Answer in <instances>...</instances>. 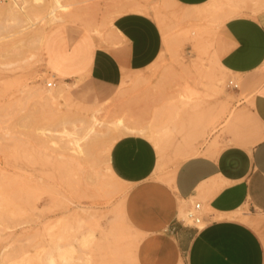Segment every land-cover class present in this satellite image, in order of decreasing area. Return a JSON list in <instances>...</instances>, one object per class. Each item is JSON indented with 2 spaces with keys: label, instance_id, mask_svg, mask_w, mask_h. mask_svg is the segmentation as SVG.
<instances>
[{
  "label": "rangeland",
  "instance_id": "1",
  "mask_svg": "<svg viewBox=\"0 0 264 264\" xmlns=\"http://www.w3.org/2000/svg\"><path fill=\"white\" fill-rule=\"evenodd\" d=\"M59 1L54 21L47 13L53 0H0V264H136L139 236L122 218L128 188L109 166L110 148L121 136H143L155 147L157 170L170 172L198 149L231 142L222 135L239 99L249 100L234 96L227 85L239 88V77L212 59V31L225 20L215 26L212 15L228 5L214 0L217 10L208 9L215 13L196 18L171 0ZM11 6L23 7L29 20L19 13L12 21ZM129 6L159 29L163 49L154 64L106 100L89 87L77 91L81 80L68 85L58 76L46 88L47 31L70 26L104 43L112 19ZM92 124L95 135L86 138ZM238 216L256 229L264 222L247 208Z\"/></svg>",
  "mask_w": 264,
  "mask_h": 264
},
{
  "label": "crops",
  "instance_id": "2",
  "mask_svg": "<svg viewBox=\"0 0 264 264\" xmlns=\"http://www.w3.org/2000/svg\"><path fill=\"white\" fill-rule=\"evenodd\" d=\"M173 1L205 5L207 15L218 8L214 0ZM223 1L229 9L214 19L224 12L229 17H220L213 58L239 77L234 96L249 100L239 99L222 135L231 142L217 151L198 149L170 172L157 170L155 147L143 136H121L109 151L113 174L128 188L121 214L139 236L136 264H264V222L256 229L238 216L245 208L264 216V0ZM162 49L156 23L129 6L112 19L104 43L70 26L51 28L42 42V67L55 83L81 80L77 91L89 87L106 100L126 78L154 64ZM194 203L206 209L200 228L180 218Z\"/></svg>",
  "mask_w": 264,
  "mask_h": 264
},
{
  "label": "bare ground",
  "instance_id": "3",
  "mask_svg": "<svg viewBox=\"0 0 264 264\" xmlns=\"http://www.w3.org/2000/svg\"><path fill=\"white\" fill-rule=\"evenodd\" d=\"M15 1V3H16V0H14ZM173 3H175L173 0H171ZM53 2L55 3V6L51 9V11L50 12H47L48 13V16H49V14H50V17L49 18H51L52 20H58L57 19V16L58 15H56L55 13V11H57V9L58 8H62V5L60 4V1L59 0H53ZM212 2H215V1H212ZM214 4V3H213ZM228 5V4H227ZM208 6V5H207ZM12 7V6H11ZM8 8L7 9V13H8V15H9V18L10 19H12V21L13 20H15L16 18H17V16H18V14L20 13V15H23V16H25L26 18H27V20H29V18H28V16H27V14H26V11L23 9V7H21V6H18V8L14 11V9H13V7L12 8ZM4 9H5V7H4ZM187 9H189V10H192L193 11V13H192V15H195V16H193V17H196V16H207V10H206V6L205 5H203V6H199V7H193V8H187ZM208 9V8H207ZM229 9V8H228ZM1 10V9H0ZM45 10H47V9H45ZM6 11V10H5ZM17 12V13H16ZM187 13V12H186ZM209 13V12H208ZM212 13H214V12H212ZM3 14H5V13H3ZM183 14V13H182ZM188 14V13H187ZM225 14V12L224 13H222L221 15L219 14L217 17H221L222 15H223V17L226 19V17L228 16L229 17V14L226 16V15H224ZM232 14V13H231ZM230 14V15H231ZM209 16V15H208ZM213 16V18L215 17L214 15H212ZM226 16V17H225ZM184 17V16H183ZM182 17V18H183ZM191 17V16H190ZM220 17H219V19L218 18H216L217 20H212V22H211V24H214L215 26H216V23H217V25H219L221 22H222V19H220ZM186 18V17H185ZM188 18H189V16H188ZM197 18V17H196ZM212 18V19H213ZM224 18H223V20H224ZM187 19V18H186ZM5 20H6V18H5ZM9 22V21H8ZM210 24V25H211ZM210 26H208V29H212V28H209ZM212 33H213V37H214V32L212 31ZM45 37V36H44ZM43 42V41H42ZM213 59V62H214V64H216V66L218 67V68H220L221 70H222V68L217 64V62H216V60H214V58H212ZM225 71V70H224ZM211 77V76H210ZM211 86H212V88H214L215 90L217 89V87H218V79L217 78H212L211 79ZM94 122L96 123L97 122V119H94ZM83 124V123H82ZM98 124V123H97ZM93 126H94V124H92V127H90L86 132H85V134H84V136H86V138L88 137V136H90V135H92L93 134V136L95 135V131H92V128H93ZM86 129V128H85ZM84 129V130H85ZM94 129V128H93ZM95 130V129H94ZM182 213V212H181Z\"/></svg>",
  "mask_w": 264,
  "mask_h": 264
},
{
  "label": "built area",
  "instance_id": "4",
  "mask_svg": "<svg viewBox=\"0 0 264 264\" xmlns=\"http://www.w3.org/2000/svg\"><path fill=\"white\" fill-rule=\"evenodd\" d=\"M46 88H52L56 86L55 81L53 80V77H51V81L45 82ZM228 88L232 90H237L238 85L234 83L233 81L228 82ZM183 222L187 226H192L195 228H200L205 224V220L203 219L202 214V206L200 203H194L191 207V209L186 213L185 219H183Z\"/></svg>",
  "mask_w": 264,
  "mask_h": 264
}]
</instances>
